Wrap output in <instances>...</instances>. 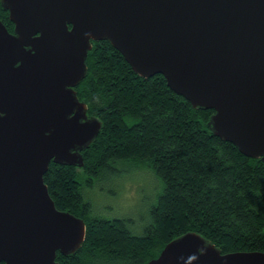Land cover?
Listing matches in <instances>:
<instances>
[{"label":"water","instance_id":"1","mask_svg":"<svg viewBox=\"0 0 264 264\" xmlns=\"http://www.w3.org/2000/svg\"><path fill=\"white\" fill-rule=\"evenodd\" d=\"M0 21V264H58L86 239L57 209L53 162L84 168L103 124L75 89L93 42H109L141 78L157 75L194 109L213 110L215 137L264 161V0H2ZM148 264H264L223 254L196 233Z\"/></svg>","mask_w":264,"mask_h":264},{"label":"trees","instance_id":"2","mask_svg":"<svg viewBox=\"0 0 264 264\" xmlns=\"http://www.w3.org/2000/svg\"><path fill=\"white\" fill-rule=\"evenodd\" d=\"M0 21L15 30L0 0ZM87 75L75 89L102 130L83 154L85 167L51 163L44 177L60 211L86 224V239L58 264H148L175 239L196 233L223 254L264 253V161L244 157L214 136L213 110L194 109L161 75L138 76L107 42H93ZM151 168L163 190L143 234L127 220L93 213L85 188L117 163Z\"/></svg>","mask_w":264,"mask_h":264},{"label":"rangeland","instance_id":"3","mask_svg":"<svg viewBox=\"0 0 264 264\" xmlns=\"http://www.w3.org/2000/svg\"><path fill=\"white\" fill-rule=\"evenodd\" d=\"M163 190L153 170L134 162L117 163L104 172L84 193L95 216L127 220L132 232L143 234L150 224V211Z\"/></svg>","mask_w":264,"mask_h":264}]
</instances>
